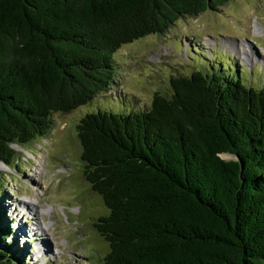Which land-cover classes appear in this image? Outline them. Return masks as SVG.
<instances>
[{
  "label": "trees",
  "instance_id": "1",
  "mask_svg": "<svg viewBox=\"0 0 264 264\" xmlns=\"http://www.w3.org/2000/svg\"><path fill=\"white\" fill-rule=\"evenodd\" d=\"M230 1L0 0V162L85 110L80 161L106 209L96 264H264V86L214 64L168 78L147 107L99 100L122 47ZM4 214L0 264L22 262Z\"/></svg>",
  "mask_w": 264,
  "mask_h": 264
},
{
  "label": "rangeland",
  "instance_id": "2",
  "mask_svg": "<svg viewBox=\"0 0 264 264\" xmlns=\"http://www.w3.org/2000/svg\"><path fill=\"white\" fill-rule=\"evenodd\" d=\"M229 44H236L234 51ZM240 46L248 57L235 53ZM200 54L204 60L195 57ZM115 59L114 86L110 94L99 96L102 110L114 114L134 105L147 107L156 91H167L168 78L214 64L230 73L237 68L246 84L260 88L264 86V0H231L217 11L182 18L163 36H147L122 47ZM83 113L79 108L57 114L45 139L14 145L15 159L9 166L0 165V207L17 240L18 253L25 257L13 264H96L97 256L107 250L92 221L106 209L85 181L80 161L76 126ZM20 201L38 208V225L50 228L52 234L47 243L52 253H43L35 261L36 237L20 233H27L36 223L18 206Z\"/></svg>",
  "mask_w": 264,
  "mask_h": 264
},
{
  "label": "bare ground",
  "instance_id": "3",
  "mask_svg": "<svg viewBox=\"0 0 264 264\" xmlns=\"http://www.w3.org/2000/svg\"><path fill=\"white\" fill-rule=\"evenodd\" d=\"M260 27V26H259ZM260 28L256 29V32H258V30H260ZM261 32V31H260ZM259 33V32H258ZM230 45V49L233 50L234 46H236V44H229ZM235 50V49H234ZM233 50V51H234ZM236 54L244 56V57H248L246 56V51L245 49L240 46L239 49L237 51H235ZM251 57V56H250ZM259 62V60L254 61L253 63H257ZM2 164V162H0V165ZM20 204H18L19 207H21L24 211V214H28L32 220L35 221L36 223V227L35 228H30L29 231L25 234L20 233L23 237H32L35 236L37 239V243H38V249L35 253H33L35 260H37L43 253L44 254H50L52 252H50V250L48 249V245L47 243H49V235L52 236V234L50 233V228H45L43 226L38 225L36 218L40 220V214L38 211V208L33 205L31 202H26V201H20ZM36 216V218H35ZM45 256V255H44Z\"/></svg>",
  "mask_w": 264,
  "mask_h": 264
},
{
  "label": "water",
  "instance_id": "4",
  "mask_svg": "<svg viewBox=\"0 0 264 264\" xmlns=\"http://www.w3.org/2000/svg\"><path fill=\"white\" fill-rule=\"evenodd\" d=\"M222 155H229V154H221L220 157H221ZM229 156L232 157V159H230V160H235V157H234L233 155H229ZM221 158H222V157H221ZM222 159H223V158H222ZM224 160H226V159H224Z\"/></svg>",
  "mask_w": 264,
  "mask_h": 264
}]
</instances>
